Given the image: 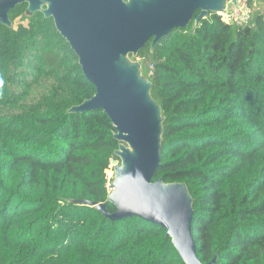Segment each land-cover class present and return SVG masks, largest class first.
<instances>
[{
	"label": "trees",
	"instance_id": "1",
	"mask_svg": "<svg viewBox=\"0 0 264 264\" xmlns=\"http://www.w3.org/2000/svg\"><path fill=\"white\" fill-rule=\"evenodd\" d=\"M26 10L0 27V264H186L160 225L67 203L107 202L119 143L103 110L68 113L97 89L53 19L17 25ZM138 58L166 118L152 181L188 185L199 259L264 264V12L211 15Z\"/></svg>",
	"mask_w": 264,
	"mask_h": 264
},
{
	"label": "water",
	"instance_id": "2",
	"mask_svg": "<svg viewBox=\"0 0 264 264\" xmlns=\"http://www.w3.org/2000/svg\"><path fill=\"white\" fill-rule=\"evenodd\" d=\"M236 0H0V27L14 28L10 12L27 4L24 19L42 13L79 58L97 91L69 114L103 110L116 130L119 147L106 203L67 200L90 206L112 222L139 217L166 229L186 264H203L193 234L194 198L186 183L153 182L161 165L165 115L153 96V81L138 60L175 29L230 10ZM199 12L197 17L196 13ZM107 203L116 212L107 210ZM218 254L207 264H216Z\"/></svg>",
	"mask_w": 264,
	"mask_h": 264
},
{
	"label": "built area",
	"instance_id": "3",
	"mask_svg": "<svg viewBox=\"0 0 264 264\" xmlns=\"http://www.w3.org/2000/svg\"><path fill=\"white\" fill-rule=\"evenodd\" d=\"M252 1L253 0H236V3L233 4L230 10L219 14L222 22L237 27H245L252 24L254 18ZM153 72L154 68L151 66L147 70L148 76L151 77Z\"/></svg>",
	"mask_w": 264,
	"mask_h": 264
},
{
	"label": "rangeland",
	"instance_id": "4",
	"mask_svg": "<svg viewBox=\"0 0 264 264\" xmlns=\"http://www.w3.org/2000/svg\"><path fill=\"white\" fill-rule=\"evenodd\" d=\"M253 9H254V12L256 13L258 10H261L262 12H264V0H253ZM19 23H23V24H27V20L24 19V18H21L17 21V25ZM138 60H142L145 64V68H146V71H147V66L149 65L147 60H144V59H140L138 58ZM150 67V66H148ZM108 175H109V178L112 179V175H113V167L111 165L110 169L108 170ZM112 191V190H111Z\"/></svg>",
	"mask_w": 264,
	"mask_h": 264
},
{
	"label": "flooded vegetation",
	"instance_id": "5",
	"mask_svg": "<svg viewBox=\"0 0 264 264\" xmlns=\"http://www.w3.org/2000/svg\"><path fill=\"white\" fill-rule=\"evenodd\" d=\"M198 14H199V12H198ZM198 14H197V15H198ZM195 17H197V16L195 15Z\"/></svg>",
	"mask_w": 264,
	"mask_h": 264
}]
</instances>
